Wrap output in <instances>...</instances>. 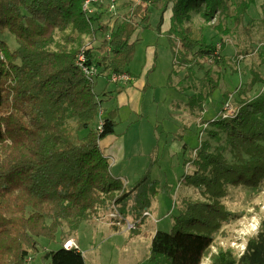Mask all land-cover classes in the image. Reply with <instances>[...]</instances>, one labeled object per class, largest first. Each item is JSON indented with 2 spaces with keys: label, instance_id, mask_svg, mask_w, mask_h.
<instances>
[{
  "label": "trees",
  "instance_id": "obj_1",
  "mask_svg": "<svg viewBox=\"0 0 264 264\" xmlns=\"http://www.w3.org/2000/svg\"><path fill=\"white\" fill-rule=\"evenodd\" d=\"M131 1L138 2L135 8L127 6L129 3L122 4L127 15L111 17L102 4H96L95 11L87 15L82 10L84 0H0V34L7 30L17 43L11 50L0 41V53L6 60L0 59V264H25L29 256L32 264H36L35 256H39L41 264H86L80 251L67 250L62 245L56 250L40 251L39 239L53 243L64 225L71 234L83 221L109 212L113 205L122 216L139 220L130 232L134 236L140 233L142 213L151 207L159 186L147 171L152 162L129 186L111 175L99 141L114 133L118 110H110L101 119V129H97L102 101L95 90L97 78L102 72L108 76H132L126 67L135 53L134 18L145 12L147 4L162 6L163 12L170 5L169 43L171 46L177 40L180 46L179 55L173 54L175 61L188 68L203 69L202 59L212 56L215 43L207 42L203 27L195 30L187 24L191 12L201 11L208 22L217 14L231 17L239 25L254 2ZM120 6L118 0L116 7ZM142 19L145 23L149 21L145 14ZM87 37L101 38L98 47L101 55H96L91 47L87 50L89 61L99 69L92 81L75 65V56L87 43ZM259 58L264 67V49L260 50ZM152 69L153 66L147 74ZM172 72L173 69L168 83ZM205 72L211 96L218 84L211 79V71ZM115 91L120 93L121 89ZM198 108L202 109V105L198 104ZM208 122L213 127L210 136L220 142L218 128L225 134L227 147L220 143L213 152H207L210 144L200 143L203 169L208 168L212 176L200 174L206 181L198 180L205 187L203 192L216 201L224 196L226 184L261 186L264 91L250 100L244 99L235 116ZM226 150L234 157L232 162L225 158ZM199 206V216L211 212L207 211L208 205ZM195 227L189 229L177 221L169 232L155 231L148 263L201 264L213 237ZM210 264H264V217L240 255L219 248L211 255Z\"/></svg>",
  "mask_w": 264,
  "mask_h": 264
},
{
  "label": "rangeland",
  "instance_id": "obj_2",
  "mask_svg": "<svg viewBox=\"0 0 264 264\" xmlns=\"http://www.w3.org/2000/svg\"><path fill=\"white\" fill-rule=\"evenodd\" d=\"M119 1L121 9H116V16L119 17L123 14L127 15L123 3H129L127 6L133 8L138 3L131 0ZM263 5L264 0H254L239 25H235L231 17L217 14L216 18L208 22L201 11L191 12L187 24L195 30L203 27L207 42L219 45L217 55L212 53L209 59H202L203 69L188 68L175 61L173 54L179 55L180 46L177 40L171 46L169 43L170 5L163 12L162 6L155 8L147 4L145 12L135 16L137 32L132 40L145 50L147 61L150 57L148 44L155 46L156 68L149 78L153 88L151 92L144 94L143 107L138 110L139 112L133 114L128 122L118 123L117 131L125 134L127 157L134 158L138 164L137 168L143 165L140 176L146 172V167L152 162L147 171L150 178L156 180L159 186V192L151 203L152 217L142 218V226H139L141 233L134 236L128 231L114 233L112 226L109 228L111 225L107 217L109 212L101 213L93 216L89 221L93 226L97 223V227L103 234L94 233L95 230L91 231V228L86 225L69 234L67 225H64L57 234L56 243L49 244L50 240L40 238L39 243L42 245L40 251H45L46 246L49 251L56 250L66 239L73 236L83 253L86 264H149L147 257L150 252L151 238L147 233L143 235L147 229L145 224L150 225L148 228H152L151 231L169 232L178 221L180 225L187 226L189 229L199 226L202 232H207L213 237L212 246L201 264H210L211 255L219 248L231 249L235 254H241L247 239L257 232L259 222L264 217V181L259 187L226 184L224 196L214 201L215 199L207 192H203L205 187L201 182L206 181L200 177V174L204 172L206 177L212 176L208 168L203 169L204 156L200 155L198 149L201 142L210 144V147H207L208 150L206 149L207 152H213L215 146L220 143L225 145L223 138L225 134L218 128L216 132L220 142L210 136L209 131H212L213 127L208 122L217 118L224 102L228 101L232 109L239 108L244 99L250 100L264 91V82H261L264 79V67L260 65L259 58L260 50L264 49ZM144 14L149 17L148 23L142 19ZM148 34L152 37L149 41V38L145 37ZM100 40L101 38L87 37L85 45L95 47L99 51ZM0 41H3L11 50L17 47L14 36L7 30L0 34ZM0 54L3 56L2 61L5 62L3 53ZM128 69L130 70V67ZM172 69L174 72L170 74L171 83H168V75ZM207 69L211 71V79L218 84L211 96L208 94L209 88L206 84L205 70ZM255 73L257 75L254 77ZM107 77L110 81L106 80ZM135 81L136 79L129 78L114 83L128 85ZM111 82V75L108 76L103 72L96 81L95 90L102 100L96 122L106 117L108 109L117 106L119 99L117 93L103 94L104 85ZM138 82L140 81L137 79L136 83ZM140 83H144V77ZM115 84H111L108 89L115 88ZM148 87L149 85L144 88V91ZM156 88L158 89L154 92ZM194 94L197 96L195 97ZM191 96L194 97L190 100ZM198 104L202 105V109L198 108ZM171 142L181 144L182 147L186 144V147L182 153L168 158V155L163 154V147H169ZM224 156L229 162L234 160L229 150L224 152ZM123 172L129 176L127 169ZM198 180L201 182L198 183ZM199 204L208 205L207 208L210 210L206 207L204 209L211 212L199 216L201 212ZM187 213H193V215ZM119 215L122 218L121 225L125 219L128 222L135 221L130 216ZM123 227L127 230L125 225ZM112 233L114 235L111 236ZM34 263L41 264L39 256H35Z\"/></svg>",
  "mask_w": 264,
  "mask_h": 264
},
{
  "label": "crops",
  "instance_id": "obj_3",
  "mask_svg": "<svg viewBox=\"0 0 264 264\" xmlns=\"http://www.w3.org/2000/svg\"><path fill=\"white\" fill-rule=\"evenodd\" d=\"M170 15H171V13H170ZM145 37H147V39L149 38L148 41L152 38V37H150V34L146 35ZM154 47L155 46L153 44H150V43L148 44L150 57L148 58V61H147L146 55H145L146 54L145 50L143 48H141L138 45V43L135 45V53H134L133 60H132L131 64H129L126 67L128 72L130 73V75H132V76H130V78L134 79V80L136 79V81L133 84L129 83L128 85H121V84H115V83L111 82V83H106V85H104V88H105L104 92H107V95L109 94V92H115L116 93L115 89H121V92L117 93V96H119L117 106L108 109L107 113H106V116H107V114L110 110H112V109L118 110L117 125L115 127L114 133L111 135H108L107 137H105L103 139H101L99 141V145H100V148L102 150L103 155L109 161L111 175L114 178L122 181L124 185H128V186L135 183L136 180L141 177L140 173L143 169V165H140L137 168L138 164L134 161V158L132 159L131 158L132 156L127 157L126 147H125V143H126L125 134H122V132H118L117 126H118V123H122V121L128 122L130 119H132V115L137 114L139 112L138 110L143 107V99H144L143 96H144V94L152 91L153 85L150 82L149 78H150L151 73L156 68V65H155V59H156L155 56L156 55L154 54V51H155ZM91 48L94 51L96 50L95 47H91ZM98 52L99 51L96 50V55ZM137 54L139 56V59H138L137 63L135 65H133L136 58H137ZM98 55H101V53L99 52ZM152 62H153V64H152ZM151 65L153 66V69L151 70V72L149 74H147L149 69H151V67H152ZM128 67H130V70L128 69ZM143 77H144V83H140L142 81ZM137 79L140 82L136 83ZM111 84H115L116 87L112 88V89H108ZM147 85H149V87L147 89H145V91H144V88H146ZM157 89L158 88H156V90L155 91L153 90V91L156 92ZM128 93H130V94L126 95ZM123 95H126V97L122 98ZM101 112L103 113L102 110H101ZM101 119H103V118H101ZM101 119H99V120H101ZM152 148H154V147H152ZM183 149L184 148L181 146V144L178 145L177 143L173 144V142H171L169 147H163V150H164L163 154L166 156L168 155V158H170V157H173L174 155L182 153ZM112 159H113V161H112ZM126 159H129V160H126ZM163 159L165 160L164 157H163ZM124 169H127L129 171V176H126L124 174V172H123ZM152 208H153V206H151L149 209H147L151 216L144 217V219L152 217V212H151ZM103 223H106V222H103ZM95 224L96 225L93 226V225H91V221L86 220V221H83L79 227L86 225V227L91 228V231H92V229H94L95 230L94 233L97 232V233L103 234L102 230L99 227H97L98 226L97 223H95ZM106 224L109 225V223H106ZM91 226H93V227H91ZM110 226H112L111 229L116 234L124 233L125 231H128V232L131 231V230H126L123 227L124 223L122 225H119V226L109 225V228H110ZM113 226H115V227H113ZM139 226H142V225L139 223ZM145 226L147 229L146 230L144 229L145 231L143 232L144 233L143 235H146V233H147V235H149V237L152 238V236L156 230L151 231L150 229H152V228H150V229L148 228V227H150V225L148 223L145 224ZM114 233H112L111 236L114 235ZM140 233H139V235H140ZM57 234H59V232ZM57 234H56V239L54 241L55 243L58 241V235ZM55 247H56V245H55ZM59 247H61V245H59ZM59 247H57V248H59ZM44 249L48 250L49 248L46 246V248H44ZM80 252H81V250H80ZM82 255H83V253H82ZM84 260H85V258H84Z\"/></svg>",
  "mask_w": 264,
  "mask_h": 264
},
{
  "label": "built area",
  "instance_id": "obj_4",
  "mask_svg": "<svg viewBox=\"0 0 264 264\" xmlns=\"http://www.w3.org/2000/svg\"><path fill=\"white\" fill-rule=\"evenodd\" d=\"M116 3L117 0H84L83 5H82V10L87 14L90 15L92 14L95 10V5L96 4H102L104 6V9L106 11H108V13L111 15V17L116 16L117 14V7H116ZM90 48V45H84L82 46L79 51L77 52L76 56H75V65L81 70V72L83 73V75L86 77V79L88 80H94L95 77L98 75L99 69L97 67V65L93 62H90L87 56V50ZM218 49H219V45L218 43L215 45V50H214V54H218ZM0 59H3L2 54H0ZM130 76L123 74V75H115L112 74L111 75V81L114 82H120V80L122 79H129ZM223 107L221 108V110L218 112L217 118L223 119V118H230L231 116H235V114L238 111V108H233L230 105V103L224 102L223 103ZM231 111V112H230ZM208 123V122H207ZM102 126V121L99 120L98 121V125H97V129L100 130ZM206 126V125H204ZM117 208L115 205H113L112 209L109 211L107 217L110 220V224L111 225H115V226H119L121 225L120 221L122 220L121 216L119 215L120 213L117 212ZM143 217H148L151 216L149 211L146 209L143 211L142 213ZM124 219V218H123ZM126 221V219H125ZM124 221V223H125ZM139 220H135L132 222H128L126 221V224H124L127 228V230H132L135 229L138 225ZM62 247L70 250V249H76L78 251L79 247L75 241V239L73 237L66 239L63 243H62ZM31 259L32 257L29 256L26 259L25 264H32L31 263Z\"/></svg>",
  "mask_w": 264,
  "mask_h": 264
},
{
  "label": "bare ground",
  "instance_id": "obj_5",
  "mask_svg": "<svg viewBox=\"0 0 264 264\" xmlns=\"http://www.w3.org/2000/svg\"><path fill=\"white\" fill-rule=\"evenodd\" d=\"M138 59H139V56H138V54H137V58H136V60H135V62H134L133 65H135V64L137 63ZM133 65H132V66H133ZM126 75H128V74H126ZM128 76H129V75H128Z\"/></svg>",
  "mask_w": 264,
  "mask_h": 264
}]
</instances>
